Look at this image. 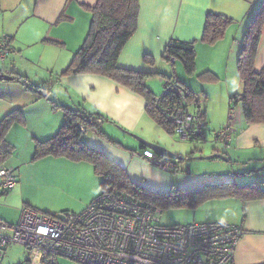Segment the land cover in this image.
<instances>
[{
  "label": "crops",
  "instance_id": "crops-1",
  "mask_svg": "<svg viewBox=\"0 0 264 264\" xmlns=\"http://www.w3.org/2000/svg\"><path fill=\"white\" fill-rule=\"evenodd\" d=\"M97 2L98 0H0V36L10 38L15 49V52L8 53L5 62L0 60V74L14 78L6 81H18L23 85L15 83L23 95L12 101L10 108L12 111L22 109L24 121L14 124L11 129L18 125L30 133L34 149L36 140L50 139L64 122L63 112L54 109L53 102L57 100V104L68 108L83 104L88 110L99 111L111 121L104 123L102 127L107 137L87 133L84 136L86 143L124 168L130 181L148 190L166 191L173 182H177L179 190H194L206 185L232 182L261 183L264 187V172L252 179L255 176L251 175L253 171H247L244 177L236 179L234 173L219 177L191 174L188 170L179 174L175 180L170 172L161 170L154 164V160L160 158L157 154L140 151L143 145L127 140L129 136L113 126L118 125L129 134H137L155 142L154 144L168 147L167 142L160 141L155 135L158 125L147 114V101L143 96L106 76L62 75L88 36L93 14L87 8L95 7ZM261 2L262 0H140L138 30L122 52L118 65L126 70L171 76L163 67L167 43L172 39L195 42V73L200 70L199 77L206 73V76L203 75L205 78L218 80L222 83L221 100L230 99L242 89L237 70L238 59L250 21ZM209 12L233 19L224 37L213 45L201 41ZM146 56L154 63L146 62ZM263 68L264 32L255 62L256 71ZM175 76L193 93L203 94L207 102L210 98H215L214 92H211L212 84L199 87L202 89L201 93L194 90L193 85L190 87L189 83H184L179 73H175ZM146 84L154 93L150 79H146ZM205 111L207 116V110ZM205 119L208 121L207 117ZM236 124V133L221 154L224 153L231 162L233 158L244 160V157H240L243 151L251 155L247 156L249 162L262 160L264 125L246 126L240 111ZM108 127L114 128L110 130ZM9 142L12 150V146L20 148L17 142L11 139ZM218 152L220 151L214 150L210 155ZM37 163L44 166L41 177L44 178L45 187L51 195L53 191L58 192L42 204L44 210L69 208L82 212L101 194L93 191L86 201L75 205L67 199L60 200L66 195L70 196V193H76L81 183L91 182L93 177H97L92 165L54 156L42 158ZM20 179L23 176L19 178L18 173L17 185ZM17 185L15 189L18 188ZM224 199L231 202L221 210L223 218L201 222L219 221L243 227L244 235L237 247L235 264H264V198L248 201L233 197ZM6 216L3 208H0V219L4 221L3 217ZM18 221L9 225H16Z\"/></svg>",
  "mask_w": 264,
  "mask_h": 264
},
{
  "label": "trees",
  "instance_id": "trees-1",
  "mask_svg": "<svg viewBox=\"0 0 264 264\" xmlns=\"http://www.w3.org/2000/svg\"><path fill=\"white\" fill-rule=\"evenodd\" d=\"M87 9L93 14L88 36L62 75L97 74L128 87L146 99V112L156 124L163 127L168 133L175 134L172 125L167 123L159 112L160 106L155 103L156 95L146 84V79L149 76H162L167 80H173L186 90L188 110L191 105H194L198 109V112L195 113L206 117V111L202 108L206 98L203 99L193 93L172 75L149 74L119 67L118 62L122 52L138 30L140 0H98L95 7ZM232 23L233 19L225 15L209 12L205 19L201 41L209 45L215 44L224 37ZM263 32L264 0L250 21L238 59L237 70L242 91L229 99L230 111H240L246 126L264 125V68L261 71L255 69ZM163 58L167 62H171L172 59H175L176 62L181 60L187 73L192 76L196 71V43L172 39L165 47ZM145 60L148 63H154L148 56ZM203 75L206 76V73ZM202 76L200 75V77ZM29 88L32 89V86ZM177 99L173 95L165 96L162 106L170 102L179 104ZM53 106L54 109L63 112L64 122L59 131L50 139L35 141L32 162L54 156L75 162L89 163L95 174L101 179V193L113 188L132 199L153 203L163 211L166 207L191 208L209 200L230 197L240 198L244 201L264 198L263 184L254 182L220 183L194 190H173L165 194H154L143 186L130 181L124 168L109 159L102 151L88 145L84 140L87 133L107 137L102 127L104 123L111 121L105 115L99 111H90L83 104L68 108L53 102ZM232 120L230 117L228 124H231ZM23 121L22 109H16L0 120V161L6 160L12 154V148L6 141L9 130L14 124L23 123ZM235 122L237 123V121ZM236 126L237 124L235 130ZM207 136L208 134L203 135L202 138L193 141H205ZM142 149L147 148L142 146ZM215 154H221V152Z\"/></svg>",
  "mask_w": 264,
  "mask_h": 264
},
{
  "label": "built area",
  "instance_id": "built-area-1",
  "mask_svg": "<svg viewBox=\"0 0 264 264\" xmlns=\"http://www.w3.org/2000/svg\"><path fill=\"white\" fill-rule=\"evenodd\" d=\"M11 39L0 36V60L15 52ZM172 63L176 60L172 59ZM164 92L155 103L164 120L182 140L193 141L208 134V122L188 110L186 90L165 80ZM168 95L178 98L162 106ZM238 111H230L232 123L214 132V140L228 145L236 132ZM83 130V129H82ZM161 170L176 172L174 160L158 158ZM0 194L17 185V170L0 165ZM162 208L141 202L109 188L82 212L48 215L32 208L21 212L16 225L0 219V259L10 245L28 251L20 264H60V258L74 264H235V255L244 229L219 221L165 226ZM11 230V231H10Z\"/></svg>",
  "mask_w": 264,
  "mask_h": 264
},
{
  "label": "rangeland",
  "instance_id": "rangeland-1",
  "mask_svg": "<svg viewBox=\"0 0 264 264\" xmlns=\"http://www.w3.org/2000/svg\"><path fill=\"white\" fill-rule=\"evenodd\" d=\"M163 67L168 70L169 74H171L175 78H177V76H175V73H179L182 77V81H184V83H189V86L193 85L194 90H197L198 92L202 91V89L199 87H201L203 84H212L211 92H214L215 94V98H210L208 102L203 94H198V96H201L203 99H205L202 108L203 110H207L206 117L209 121H207L209 132L205 141L182 140L178 135L170 134L165 129H163V127L156 126V129L158 131L155 132V135L159 137L158 139H160V141L167 142L168 147H165L158 143L156 144L179 155L182 159L181 161H176L179 163V170L177 172H170L174 179L176 180L179 174H181L182 172L186 173L188 172V170L189 172H191V174H208L217 175L219 177L226 174L234 173L236 179L244 177V174L247 171H255V173H250L252 176L255 175L252 179L259 175L260 172H264V158H262V160L260 161L249 162L247 160V156L251 155H249L245 151H243L240 156L244 157V160H239V158H233V161L231 162L229 159H199L200 157L209 156L210 153L214 152V150L225 152V147L228 146L215 141L214 132L218 131L220 127L225 126L229 123V98L227 100H221L222 83H219V81L215 79H208L207 77L205 78V76L200 78V70H198V73H195V78L193 76H190L185 70V67L181 60H179L177 64H172L170 62L163 61ZM160 78L162 79L161 81ZM147 79L151 80V84L153 85L152 89L155 95L161 96L165 90L164 81L167 79L158 75L149 76ZM15 83L20 84L23 87L21 82L19 83L18 81H0V120L3 119L7 114H9L10 111L12 112V108H10L11 102L16 99H19L23 95L21 93V90L15 86ZM52 98H54L53 95ZM190 111L198 112V109L194 105H191ZM113 126H117V128L121 130L124 134H126V136H129L127 137V140H131L137 144H141V142L135 137L137 136L149 142H152L140 135L132 133L129 134L126 130H124L118 125L114 124ZM112 128L114 127H108V129L110 130H112ZM30 137L31 134L26 132L25 129H23L22 127H18V125H15L13 129H10V132H8L6 136L7 143H10L9 140L11 139V141L17 142L18 147L20 148L18 149L12 146L13 153L8 156L6 160L0 161V165L15 168L17 170V177L18 173L19 178L20 176H23V179H20L17 185V189L14 188L7 194L0 195V208H3V211L7 215L6 217H3V219L8 224H14V221L17 222L20 218L21 212L25 208H32L40 213L48 215H62L64 212L72 211L79 212V210H70L69 208H63L56 211H48L42 208V204L47 200L52 199V195L57 194L58 192L53 191L51 195L49 189L46 188L44 185V178L41 177V172L43 171L44 166L42 165V163H37V161L32 162L34 149ZM140 151L149 152L150 154L156 155L152 150L148 148L141 149L140 147ZM1 181L2 179L0 177V184ZM78 188L79 190L76 193H70V196L66 195L60 200L67 199L68 201L74 202L73 205L81 204L83 201H86L89 198L93 191H98L99 193H101V179L98 176L93 177L91 179V182L81 183ZM173 190H179L177 182H173L171 188L166 191H149L154 194H165ZM228 202L231 201H226V199L217 201L209 200L198 205L197 207L191 208L166 207L164 208L163 214L161 216V223L165 226H175L186 225L194 222H201L207 220H219L223 218L222 215L224 214L221 210L228 204ZM27 257L28 251L25 247L18 244H13L7 248L5 256L0 259V264H19L21 262L26 261ZM59 261L60 264H74L71 260L65 258H60Z\"/></svg>",
  "mask_w": 264,
  "mask_h": 264
},
{
  "label": "water",
  "instance_id": "water-1",
  "mask_svg": "<svg viewBox=\"0 0 264 264\" xmlns=\"http://www.w3.org/2000/svg\"><path fill=\"white\" fill-rule=\"evenodd\" d=\"M13 79L14 78L10 75L0 74V80H13ZM135 137L141 142V144L144 147L152 150L155 154H157L161 158L168 159V160H175V161H179L181 159V157L179 155L169 151L168 149H166L160 145L148 142L141 137H137V136H135ZM213 158H218L221 160H228L222 154H214V155H210V156H204V157H200L199 159L211 160Z\"/></svg>",
  "mask_w": 264,
  "mask_h": 264
}]
</instances>
